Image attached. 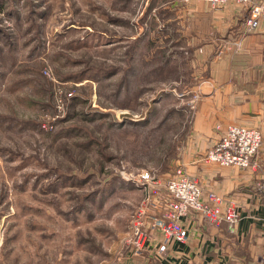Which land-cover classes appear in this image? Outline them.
<instances>
[{
    "label": "rangeland",
    "instance_id": "374dc122",
    "mask_svg": "<svg viewBox=\"0 0 264 264\" xmlns=\"http://www.w3.org/2000/svg\"><path fill=\"white\" fill-rule=\"evenodd\" d=\"M177 6L0 0V264L142 257L124 242L145 197L137 172L207 169L214 140L197 112L214 78L176 31ZM192 219L212 237L208 264H264V230Z\"/></svg>",
    "mask_w": 264,
    "mask_h": 264
},
{
    "label": "crops",
    "instance_id": "0c3cea01",
    "mask_svg": "<svg viewBox=\"0 0 264 264\" xmlns=\"http://www.w3.org/2000/svg\"><path fill=\"white\" fill-rule=\"evenodd\" d=\"M246 13V7L233 3L211 8L204 0H178L177 11L171 16L172 23L177 21L178 34L188 36L187 43L196 58L210 61L207 78H214L213 89L202 99L197 112L198 122L207 125L201 131H208L206 136L214 140L208 149L227 124L264 126V93L260 91V84L264 85V20L252 32H245ZM237 41L241 42L240 47L229 44ZM220 78L223 79L219 81ZM216 124L219 130L214 129ZM260 155H264V140ZM184 162L187 171L200 179L204 192L213 191L231 200L239 210L241 219L235 232L238 236L264 230V203L256 189V180L264 176V171L213 163L203 169L200 162L191 159ZM184 224L188 229L184 242H171L167 251L159 252L160 234L154 231L155 239L150 238L143 256L121 264H151L150 259L154 264H208L203 254L212 237L201 235V231L196 233L192 218Z\"/></svg>",
    "mask_w": 264,
    "mask_h": 264
},
{
    "label": "built area",
    "instance_id": "2783aa9c",
    "mask_svg": "<svg viewBox=\"0 0 264 264\" xmlns=\"http://www.w3.org/2000/svg\"><path fill=\"white\" fill-rule=\"evenodd\" d=\"M211 8L227 3L247 8L244 16L245 32H252L264 20V0H204ZM241 46V42H230ZM220 128V126H218ZM264 126L249 127L236 123L227 124L216 143L201 157L204 163L222 167H237L252 172L264 171V155H260ZM135 181L145 192V197L131 220L130 230L124 242L142 253L154 231L160 233L157 250L167 251L171 242H184L188 229L184 222L200 216L215 228L224 227L235 233L241 214L231 200L213 191L204 192L197 176L179 165L166 179L160 180L147 169L137 172ZM256 189L264 203V176L256 181Z\"/></svg>",
    "mask_w": 264,
    "mask_h": 264
}]
</instances>
